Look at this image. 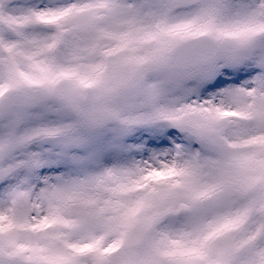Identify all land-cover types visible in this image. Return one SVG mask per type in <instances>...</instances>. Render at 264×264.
Instances as JSON below:
<instances>
[{
	"label": "snow or ice",
	"instance_id": "snow-or-ice-1",
	"mask_svg": "<svg viewBox=\"0 0 264 264\" xmlns=\"http://www.w3.org/2000/svg\"><path fill=\"white\" fill-rule=\"evenodd\" d=\"M0 264H264V0H0Z\"/></svg>",
	"mask_w": 264,
	"mask_h": 264
}]
</instances>
